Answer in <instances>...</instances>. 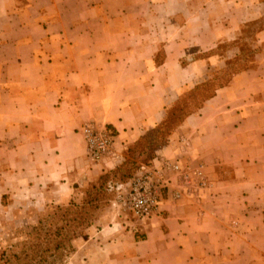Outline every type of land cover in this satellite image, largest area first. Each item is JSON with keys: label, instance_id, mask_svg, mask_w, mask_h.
Listing matches in <instances>:
<instances>
[{"label": "crops", "instance_id": "crops-1", "mask_svg": "<svg viewBox=\"0 0 264 264\" xmlns=\"http://www.w3.org/2000/svg\"><path fill=\"white\" fill-rule=\"evenodd\" d=\"M263 16L264 0H0V220L81 199ZM253 47L152 161L202 166L209 187L177 201L166 189L143 221L105 215L62 264H264V27ZM88 121L119 159L88 157Z\"/></svg>", "mask_w": 264, "mask_h": 264}, {"label": "trees", "instance_id": "trees-1", "mask_svg": "<svg viewBox=\"0 0 264 264\" xmlns=\"http://www.w3.org/2000/svg\"><path fill=\"white\" fill-rule=\"evenodd\" d=\"M261 21L262 19L248 23L244 27L257 25ZM244 27L236 40L239 54L229 60L224 68L212 73L208 79L182 92L174 103L165 109L163 119L126 149V155L120 163L104 171L95 182L90 183L81 199L50 204L40 214L38 211V219L31 227L29 241L25 243L24 249L20 254L11 253L15 264L45 262L49 257L73 251V241L93 225L97 218L95 212L105 205L112 206L117 187L127 184L144 168L151 166L156 152L167 144L170 135L183 120L197 112L204 101L213 96L218 88L227 84L234 74L248 69L245 56L253 57L259 48H252V43L246 42L243 37ZM263 27L264 24L256 31ZM227 46L220 45L218 50H224Z\"/></svg>", "mask_w": 264, "mask_h": 264}, {"label": "built area", "instance_id": "built-area-1", "mask_svg": "<svg viewBox=\"0 0 264 264\" xmlns=\"http://www.w3.org/2000/svg\"><path fill=\"white\" fill-rule=\"evenodd\" d=\"M80 132L90 159L97 161L104 156L120 158L114 148L113 134L108 128L88 121L81 126ZM209 185L202 166L190 172L178 162L164 159L160 167H146L130 182L119 185L113 196L112 206L132 219L143 221L157 212L166 189H171V198L177 201L183 193L198 197V193Z\"/></svg>", "mask_w": 264, "mask_h": 264}, {"label": "rangeland", "instance_id": "rangeland-1", "mask_svg": "<svg viewBox=\"0 0 264 264\" xmlns=\"http://www.w3.org/2000/svg\"><path fill=\"white\" fill-rule=\"evenodd\" d=\"M264 24V17H262V21L255 25L251 24L248 27H244L243 29V37L246 38V42H249L253 48V38H254V32L257 30V28ZM251 48V47H250ZM252 56H245V62L248 64V66L251 65L252 62ZM24 211H27L28 209H23ZM45 207L39 208V214L40 212L44 211ZM117 208L113 207L111 205L103 206L100 210H97L95 214L97 215V218L94 220V224H103L104 221H108V217H104L105 215H109L110 213H113L116 211ZM37 211V213H38ZM121 211V210H120ZM122 212V211H121ZM36 213V214H37ZM38 214V216H39ZM38 217L34 219H25L23 220H10L5 219L0 220V264H15V260L11 258V253L15 252L20 254L21 251L25 247V243L29 241V234L31 233V227L36 223ZM86 230L84 231L83 235L85 234ZM74 243V241H73ZM64 255H57L55 257H49L45 262H39V263H32V264H62L67 257L70 256V252L63 253ZM7 259V260H6Z\"/></svg>", "mask_w": 264, "mask_h": 264}]
</instances>
